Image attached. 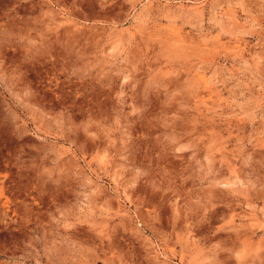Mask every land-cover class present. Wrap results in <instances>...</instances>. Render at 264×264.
I'll return each mask as SVG.
<instances>
[{"label": "rangeland", "instance_id": "obj_1", "mask_svg": "<svg viewBox=\"0 0 264 264\" xmlns=\"http://www.w3.org/2000/svg\"><path fill=\"white\" fill-rule=\"evenodd\" d=\"M0 264H264V0H0Z\"/></svg>", "mask_w": 264, "mask_h": 264}]
</instances>
